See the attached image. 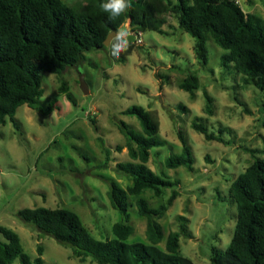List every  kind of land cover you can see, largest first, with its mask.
<instances>
[{
    "label": "rangeland",
    "instance_id": "374dc122",
    "mask_svg": "<svg viewBox=\"0 0 264 264\" xmlns=\"http://www.w3.org/2000/svg\"><path fill=\"white\" fill-rule=\"evenodd\" d=\"M88 1L63 0L76 9ZM238 2L245 13L264 20L260 0ZM163 19L162 34L133 31L128 21L122 25L133 42L123 61L121 54L111 55L108 45L104 50L86 52L77 67L61 75L43 73L39 100L43 112L22 105L14 115L16 126L7 119L0 127V226L19 235L31 260L38 256L41 244L42 264H97L90 258L83 262L73 258L69 248L24 224L17 212L35 207L68 209L78 215L92 237L112 239V226L122 219L110 205L103 176L124 189L132 183L115 168L117 163L129 161L119 121L140 131L136 118L122 114L133 105L142 106L157 119L159 138L165 142L151 152L147 167L176 183L178 192L158 220L163 240L157 246L165 249L168 234L180 231L178 216H184L189 237L179 238L182 256L194 264H210L212 248L227 249L237 219L228 188L254 157L264 156V91L232 65L221 66L224 51L210 38L206 42L208 61L200 63L194 39L180 29L176 15L168 11ZM81 73L88 87L86 95L80 89ZM190 73L198 79L194 95L179 88ZM62 84L67 93L59 91ZM206 96L211 98V113L206 110ZM180 104L186 111L178 108ZM196 117L224 141H207L194 131L191 124ZM179 132L187 138L194 157L191 171L169 169L164 163L170 154L181 152ZM170 193L167 189L163 197L156 198L147 191L141 197L157 207ZM129 200L133 233L127 242L148 243L146 221L137 211L136 198ZM12 264H20L19 259Z\"/></svg>",
    "mask_w": 264,
    "mask_h": 264
},
{
    "label": "trees",
    "instance_id": "16d2710c",
    "mask_svg": "<svg viewBox=\"0 0 264 264\" xmlns=\"http://www.w3.org/2000/svg\"><path fill=\"white\" fill-rule=\"evenodd\" d=\"M264 6V0H260ZM107 0H89L80 9L67 6L63 0H0V127L9 119L15 124L18 107L27 105L43 112L40 98L43 95V73L63 74L77 67L86 52L104 50V41L112 31L129 22L133 31H155L162 34L163 15L168 11L176 15L178 26L194 39V51L200 63L208 61L207 39L210 38L224 53L220 57L223 67L232 65L245 79L264 91V20L245 13L233 0H131L132 7L115 20L109 18L100 5ZM121 53L120 61L133 47ZM179 88L190 95L198 89V79L188 74ZM61 93H67L62 84ZM71 99L70 95H66ZM206 110L211 113V98L206 96ZM181 111H186L182 104ZM122 114L138 120L140 131L119 121V129L126 139L129 161L116 164V171L131 178L125 189L113 179L103 176L108 186L107 197L111 207L122 219L113 224L114 237L105 241L91 236L78 215L68 209L44 207L25 208L17 217L41 234L55 239L71 250V256L80 261L90 258L97 264H194L179 253V238L189 237L187 218L178 216L180 231L170 232L165 249L157 245L163 240L161 219L178 192L176 183L158 175L147 167L154 149L163 147L159 138V124L142 106L133 105ZM264 127V115L261 119ZM192 128L207 141L223 142L221 136L196 117ZM221 131V130H220ZM182 149L165 159L169 169H193L194 157L187 138L179 132ZM120 151L121 147H117ZM109 154V150H106ZM170 196L157 207H151L141 196L152 192L156 198ZM228 195L236 205L237 219L234 234L224 252L212 248L210 264H264V156L253 162L230 184ZM129 197L146 221L148 243L127 242L133 233L129 224ZM38 256L33 260L24 252L19 235L12 229L0 226V264H42L43 248L37 246Z\"/></svg>",
    "mask_w": 264,
    "mask_h": 264
},
{
    "label": "clouds",
    "instance_id": "9594fccd",
    "mask_svg": "<svg viewBox=\"0 0 264 264\" xmlns=\"http://www.w3.org/2000/svg\"><path fill=\"white\" fill-rule=\"evenodd\" d=\"M132 7L131 0H107L102 3L100 8L109 13V18L115 20L124 14ZM131 33L126 27L119 28L116 32L110 35L108 45L110 47L111 55L119 56L129 47Z\"/></svg>",
    "mask_w": 264,
    "mask_h": 264
},
{
    "label": "water",
    "instance_id": "95a60500",
    "mask_svg": "<svg viewBox=\"0 0 264 264\" xmlns=\"http://www.w3.org/2000/svg\"><path fill=\"white\" fill-rule=\"evenodd\" d=\"M114 32H116V31H112L108 36H107V38H106V40L104 41V46H108V41H109V38H110V35L112 34V33H114ZM130 40H131V38H130ZM79 84H80V89L82 90V92L86 95V94H88V87H87V85H86V83H85V81H84V75L81 73L80 75H79Z\"/></svg>",
    "mask_w": 264,
    "mask_h": 264
},
{
    "label": "built area",
    "instance_id": "2783aa9c",
    "mask_svg": "<svg viewBox=\"0 0 264 264\" xmlns=\"http://www.w3.org/2000/svg\"><path fill=\"white\" fill-rule=\"evenodd\" d=\"M236 4H239L238 0H233Z\"/></svg>",
    "mask_w": 264,
    "mask_h": 264
}]
</instances>
